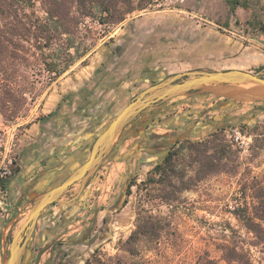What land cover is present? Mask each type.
I'll return each instance as SVG.
<instances>
[{"label": "rangeland", "instance_id": "374dc122", "mask_svg": "<svg viewBox=\"0 0 264 264\" xmlns=\"http://www.w3.org/2000/svg\"><path fill=\"white\" fill-rule=\"evenodd\" d=\"M244 2L232 12L227 0H134L145 8L115 22L73 0H0V167L10 158L16 164L25 152L52 86L95 62L116 59L120 70L142 82L205 70L261 71L264 77V0ZM161 107L171 111L165 124L191 138L172 146L163 174L153 167L167 152L150 159L152 167L143 168L114 219L112 237L89 258L72 256L76 264H241L229 259L234 251L264 264V242L235 215L240 209L264 229V103L195 94ZM236 130L246 139L237 140ZM121 157L101 168L96 188L106 205L127 167ZM0 200H6L2 190ZM41 254L29 252L24 264H71L51 251Z\"/></svg>", "mask_w": 264, "mask_h": 264}, {"label": "crops", "instance_id": "0c3cea01", "mask_svg": "<svg viewBox=\"0 0 264 264\" xmlns=\"http://www.w3.org/2000/svg\"><path fill=\"white\" fill-rule=\"evenodd\" d=\"M116 61L111 58L106 65L101 61L82 67L80 71L59 79L49 90L43 117L30 129L25 152L12 169V175L6 179L8 184L3 191L5 203L0 200V264L6 263L14 236L28 221L42 196L77 173L90 159L98 136L127 105L159 82L150 77L146 82L138 76L128 77ZM124 99H129L127 104H124ZM166 102H158L152 107ZM105 157L94 173L72 185L71 194L82 195L85 199L88 196L86 186L93 174L91 180L97 181L91 182V186H99ZM40 165L43 166L39 168ZM65 175L68 176L65 178ZM54 178L61 182L51 186ZM68 196L64 197L65 203ZM39 224L37 222L29 245L33 257L37 249L41 250V238L46 244L53 236L50 230L43 233ZM21 237L24 238L25 234Z\"/></svg>", "mask_w": 264, "mask_h": 264}, {"label": "flooded vegetation", "instance_id": "af4514ba", "mask_svg": "<svg viewBox=\"0 0 264 264\" xmlns=\"http://www.w3.org/2000/svg\"><path fill=\"white\" fill-rule=\"evenodd\" d=\"M184 78H181V80H184ZM174 99L169 101L172 102ZM152 109L155 111H151ZM169 113V110L163 111L161 105L154 106L137 114L121 130L119 138L113 145L111 152L105 157L104 162L114 161L117 156L121 155L123 157L119 161L127 163V167L123 173L124 175L120 176V181H117V191L108 205L101 202L102 191L95 188L94 185L91 186V182L95 183L97 181L91 180L93 174L86 186L88 196L85 199L82 198V195L71 194L67 198V203H65L64 197L70 191L71 186L63 196L46 208L38 222L43 233L50 230L53 236L46 244L43 242V237L41 238V245L39 244L42 251L41 255L51 251L59 257L63 256L64 259L70 258L71 264H76L72 256L79 253L89 258L103 247V244L112 237L110 233L112 232L111 227L114 219H117L126 208L130 191L136 186L143 168L151 166L150 159L166 151L167 154L161 163L164 162L165 158L171 153L173 145L191 138V136L181 135V132H183L181 127L165 124L166 114ZM162 128L167 129V132L172 131L174 133H160L156 130ZM128 141H134L129 148L126 147ZM134 162H138L140 167H133ZM42 166L40 165L39 168ZM156 166L154 165L153 169ZM94 194L97 199L91 200L90 198ZM78 225L81 227L76 228ZM74 227L75 229L70 231ZM25 261L26 257L23 259L22 264ZM54 264L59 263L55 262Z\"/></svg>", "mask_w": 264, "mask_h": 264}, {"label": "water", "instance_id": "95a60500", "mask_svg": "<svg viewBox=\"0 0 264 264\" xmlns=\"http://www.w3.org/2000/svg\"><path fill=\"white\" fill-rule=\"evenodd\" d=\"M181 78H184V80H181ZM251 79L264 81V78L244 70L201 71L181 74L169 80H162L142 92L98 136L93 143L90 159L78 169L77 173L44 194L37 202L28 221L14 236L10 255L5 264H22L23 259L25 257L26 259L28 258L29 245L37 222L43 212L49 205L63 196L72 185L95 172L105 155L111 152L113 147L112 142L117 134L121 132L133 117L158 102L169 101L180 96L191 97L195 94H210L230 102L264 103V86L243 88L235 85ZM22 234H25L24 238L21 237Z\"/></svg>", "mask_w": 264, "mask_h": 264}, {"label": "trees", "instance_id": "16d2710c", "mask_svg": "<svg viewBox=\"0 0 264 264\" xmlns=\"http://www.w3.org/2000/svg\"><path fill=\"white\" fill-rule=\"evenodd\" d=\"M59 1V0H57ZM81 9L89 10L88 14H92L95 10H98L102 14L110 15L114 18L115 22H121L125 19V16L137 10L145 8V4H141L140 6L134 5V0H73ZM229 5L231 6L232 12H235L238 7L242 6L244 0H227ZM246 1V0H245ZM144 2V1H143ZM245 3V2H244ZM259 28L264 32V23L259 22ZM261 69V68H260ZM259 69V70H260ZM211 71V70H205ZM261 71H256L254 74L264 78L261 74ZM219 130V129H218ZM174 155L170 153L161 164L155 167V171L163 174L168 171L170 167L171 159ZM7 180L0 179V190L4 191L7 188ZM235 215L239 220H241L246 228L256 234L257 238L264 242V229L261 223L257 222L256 219L247 214H241L240 209L235 211ZM260 220H263L261 217H258ZM146 228V227H145ZM149 231V228H147ZM232 257L229 259L239 261L241 264H252L251 259L249 258L248 253L242 251V253H238L234 251L232 253Z\"/></svg>", "mask_w": 264, "mask_h": 264}, {"label": "built area", "instance_id": "2783aa9c", "mask_svg": "<svg viewBox=\"0 0 264 264\" xmlns=\"http://www.w3.org/2000/svg\"><path fill=\"white\" fill-rule=\"evenodd\" d=\"M235 138L237 140L246 139V136H242L241 132L236 130L234 132ZM15 162L13 158H10L8 163L4 167H0V178L7 179L12 175V167L14 166Z\"/></svg>", "mask_w": 264, "mask_h": 264}, {"label": "bare ground", "instance_id": "6f19581e", "mask_svg": "<svg viewBox=\"0 0 264 264\" xmlns=\"http://www.w3.org/2000/svg\"><path fill=\"white\" fill-rule=\"evenodd\" d=\"M235 85L243 88H257L264 86V81L251 79Z\"/></svg>", "mask_w": 264, "mask_h": 264}]
</instances>
